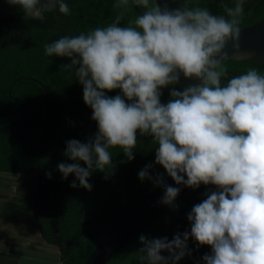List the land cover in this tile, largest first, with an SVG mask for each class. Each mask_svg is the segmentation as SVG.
Here are the masks:
<instances>
[{
    "label": "clouds",
    "instance_id": "9594fccd",
    "mask_svg": "<svg viewBox=\"0 0 264 264\" xmlns=\"http://www.w3.org/2000/svg\"><path fill=\"white\" fill-rule=\"evenodd\" d=\"M7 2L25 14H39L40 0ZM172 3L180 0H116L121 13L108 26L44 45L46 56L71 59L61 67L75 69L98 126L87 142H67L64 155L74 163H60L58 170L64 179L74 174L79 186L91 191L94 170L106 178L111 174L110 149L119 147L133 160L137 133L151 135L158 144L155 164L177 185H214L216 190L205 193L187 214L190 231L171 240L141 234L140 259L177 264L191 255V238L198 246H210L211 253L202 257L205 264H264V74L249 68L222 83L228 76V43L235 55L241 54L245 0H235L234 7L225 4L226 15L188 7L186 0L175 8ZM57 5L60 13L70 14L64 0H48L43 8L51 11ZM132 6L142 14L121 26L124 11ZM181 75L200 83L178 90ZM169 86L164 104L162 89ZM114 90L122 95L107 94ZM151 168L148 164L138 173L142 181L152 179ZM153 183L165 188L161 203L178 208L181 189L165 185L163 174ZM71 187H77L75 181Z\"/></svg>",
    "mask_w": 264,
    "mask_h": 264
},
{
    "label": "trees",
    "instance_id": "16d2710c",
    "mask_svg": "<svg viewBox=\"0 0 264 264\" xmlns=\"http://www.w3.org/2000/svg\"><path fill=\"white\" fill-rule=\"evenodd\" d=\"M70 14L59 8L44 10L48 0L37 5L41 15L0 13V171L32 175L35 173L33 212L43 239L58 247L59 264H81L104 231L134 199L154 186L157 174L166 170L155 164L158 144L152 138L137 140L134 159L128 160L119 147L110 149L113 169L111 174L94 170L89 178L92 190L79 186L74 174L67 179L58 170L60 163H74L65 155L67 142L73 139L87 142L98 131L97 122L81 130L59 129L49 124L43 107L38 102L43 87L31 76L40 80L48 91L49 116L63 125H79L89 122L81 93L83 86L75 75V69L65 70L61 65L71 63L67 57L45 55L44 45L62 36H77L97 27H106L121 13L114 7L116 0H64ZM188 7L207 8L215 15H226L224 5L234 7L235 0H186ZM143 11V9H140ZM121 26L138 15L130 7L123 13ZM264 15V0H245L244 16L240 27L250 24ZM228 76L246 73L249 68L264 74V63L227 59ZM23 68L28 69L27 73ZM15 77H19L14 81ZM167 87V102L170 90ZM121 94L120 90L107 93ZM139 133V132H138ZM81 166L86 165L81 161ZM152 179L141 180L138 173L146 165ZM49 174L51 178H49ZM75 181L77 187H71ZM214 185L190 188L175 201L178 208L168 206L147 226L122 245L105 264H146L139 251L143 245L141 234L148 238L173 239L175 234L190 231L187 214L192 207L206 198L205 193L215 191ZM191 255L177 264H205L202 257L211 253L210 246H198L189 239ZM163 255H169L164 252Z\"/></svg>",
    "mask_w": 264,
    "mask_h": 264
},
{
    "label": "water",
    "instance_id": "95a60500",
    "mask_svg": "<svg viewBox=\"0 0 264 264\" xmlns=\"http://www.w3.org/2000/svg\"><path fill=\"white\" fill-rule=\"evenodd\" d=\"M183 0H180V4L172 3L170 6L175 8L181 6ZM137 14H142V11L135 6H132ZM240 55H235L230 41L226 46L225 51L228 53V58L245 61H258L264 63V15L250 24H245L240 27ZM20 78L29 77L36 80L43 87V94L38 102L39 107H43L44 115L50 125L66 130H81L90 128L96 121L92 119L93 110L88 106L83 99V90L81 93V102L85 112L89 117V122L79 125H63L57 124L51 120L49 116V101L48 91L45 85L37 78L31 76H19ZM15 77L14 81L19 78ZM200 83L196 80H187L181 75V81L177 87L178 90H183L184 87L189 84ZM122 95V93H121ZM161 102L167 103V88L162 89ZM152 138L151 135H141L137 133V140H145ZM164 184L181 189L178 197L179 199L190 188L184 185H177L175 181L167 175V172L163 176ZM187 177L185 176V179ZM165 193L163 186H153L146 193L132 200L122 212L115 218V220L104 231L102 236L96 242L92 250L86 256L81 264H105L112 255L124 245L131 237L147 226L148 222L153 219L157 214L163 211L168 205L161 203V198Z\"/></svg>",
    "mask_w": 264,
    "mask_h": 264
},
{
    "label": "crops",
    "instance_id": "0c3cea01",
    "mask_svg": "<svg viewBox=\"0 0 264 264\" xmlns=\"http://www.w3.org/2000/svg\"><path fill=\"white\" fill-rule=\"evenodd\" d=\"M15 6L0 0V13ZM30 176L0 171V264H59L58 247L43 239L33 215L34 192L23 180Z\"/></svg>",
    "mask_w": 264,
    "mask_h": 264
},
{
    "label": "rangeland",
    "instance_id": "374dc122",
    "mask_svg": "<svg viewBox=\"0 0 264 264\" xmlns=\"http://www.w3.org/2000/svg\"><path fill=\"white\" fill-rule=\"evenodd\" d=\"M13 12H16V14H17V12H21V10L20 9H18L17 8V5L15 6V8L14 9H4V11L1 13V14H6V13H13ZM38 15H41V13H40V11H39V14ZM23 72L24 73H27L28 72V69H26V68H23ZM11 173V172H10ZM16 174V173H15ZM27 175V174H26ZM35 173L34 174H32L30 177H26V179H23V178H21V179H23L24 181L25 180H27V181H29L28 183H24V185H27V186H29V187H32V190L34 191V186H35V180H36V178H35ZM33 215H34V212H33Z\"/></svg>",
    "mask_w": 264,
    "mask_h": 264
}]
</instances>
